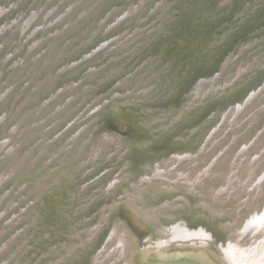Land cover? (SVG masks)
I'll return each mask as SVG.
<instances>
[{"label":"rangeland","instance_id":"1","mask_svg":"<svg viewBox=\"0 0 264 264\" xmlns=\"http://www.w3.org/2000/svg\"><path fill=\"white\" fill-rule=\"evenodd\" d=\"M160 244L264 264V0H0V264Z\"/></svg>","mask_w":264,"mask_h":264},{"label":"bare ground","instance_id":"2","mask_svg":"<svg viewBox=\"0 0 264 264\" xmlns=\"http://www.w3.org/2000/svg\"><path fill=\"white\" fill-rule=\"evenodd\" d=\"M148 220V219H147ZM144 222V221H143ZM183 239H189L193 236L200 235L199 233L189 234L184 233ZM205 236L206 234H201ZM199 237V236H198ZM125 253L123 256L127 258L128 264H213L207 254L200 250V252H190L188 249H177V251H171L167 244L158 246H149L143 251L130 250L125 247ZM132 254L131 256L129 254ZM138 254L140 260L137 262L133 257V254Z\"/></svg>","mask_w":264,"mask_h":264}]
</instances>
